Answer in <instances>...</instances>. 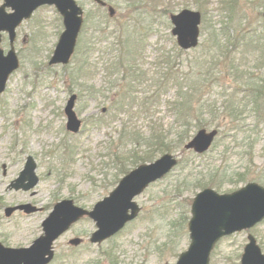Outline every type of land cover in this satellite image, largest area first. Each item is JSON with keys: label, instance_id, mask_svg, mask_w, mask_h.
Masks as SVG:
<instances>
[{"label": "rangeland", "instance_id": "374dc122", "mask_svg": "<svg viewBox=\"0 0 264 264\" xmlns=\"http://www.w3.org/2000/svg\"><path fill=\"white\" fill-rule=\"evenodd\" d=\"M77 1L85 10L84 24L69 64H49L64 30L63 17L53 5L39 7L17 28L15 45L20 66L0 92V242L8 247H30L44 233L42 222L58 202L73 199L91 210L108 196L125 171L142 164L134 163L132 153L151 152L143 144L145 136L151 135V120L163 124L173 146L179 139L183 128L168 108V101L175 98V89L164 94L150 114L139 112L138 103L133 108L125 107L121 113L111 106L118 99V88L110 83L121 75L107 73V61L117 51L110 53L109 41L99 42L100 36L121 32L126 24L149 28L139 66L152 75L158 71L157 59L162 52H177L170 13L183 8L199 9L200 3L204 6L207 30L202 24L200 46L205 44L213 24L218 28L223 18L220 0H106L116 10L113 16L108 9H99L94 0ZM238 6L253 27L260 28L264 0H239ZM167 8L168 14L164 12ZM0 47L5 52L9 50L7 33L3 34ZM194 54V50H189L177 58L175 68L189 73ZM253 64L247 65L251 80L261 76ZM219 66L225 74L203 96L214 104L218 114L198 113L189 127L191 137L199 129L198 120L203 128L218 129L211 148L202 154L192 150L171 152L178 163L135 198L141 207L135 220L113 237L92 243L90 236L97 229L96 223L88 217L80 219L56 240V255L50 264H177L191 243V207L203 190L200 184L204 179L212 176L215 185L221 186L207 187L221 194L231 193L248 182L264 185V97L256 103L242 91L250 81L249 74L245 78L244 73L233 74L231 69ZM72 94L77 95L75 110L83 121L78 133L66 128L65 106ZM125 124L139 129L142 146L119 140ZM28 155L36 160L38 184L30 190L10 189ZM162 155L156 153L154 160ZM28 203L40 210L6 214L7 207ZM249 233L257 237L264 252L263 220L218 241L210 264H241ZM73 237L82 238L84 243L71 246L69 240Z\"/></svg>", "mask_w": 264, "mask_h": 264}, {"label": "water", "instance_id": "95a60500", "mask_svg": "<svg viewBox=\"0 0 264 264\" xmlns=\"http://www.w3.org/2000/svg\"><path fill=\"white\" fill-rule=\"evenodd\" d=\"M97 1L105 4L103 0ZM42 5H54L63 16L64 23V31L49 64H68L75 52L84 21L83 8L76 0H4L0 6V44L3 32H7L10 49L5 53L0 47V92L5 90L8 77L20 65L15 48L17 27ZM8 8L12 11L8 12ZM114 12V8L110 7V14L113 15ZM170 18L173 23L172 33L177 37L179 46L183 49L197 47L201 36V11L185 8L172 13ZM76 98L77 95L73 94L65 108L67 128L73 132H79L82 125V120L75 111ZM217 134V129H200L186 143L185 148L203 153L211 147ZM176 164L174 155L166 153L152 163L139 165L125 175L110 195L97 202L91 211L76 205L73 199L58 202L43 222L44 234L30 247L13 248L0 242V264H48L54 257V241L84 215L95 220L98 227L91 236L92 242H102L113 236L139 214L141 208L134 198L152 182L165 176ZM36 167L34 157L28 156L24 169L11 182L10 188H34L39 181ZM18 209L27 213L37 210L36 206L28 203L7 207L6 214L10 216ZM191 213V244L181 253L177 264H209L211 251L221 237L251 228L264 219V186L250 182L237 191L225 194L213 188H205L195 196ZM248 238L242 264H264V253L255 236L249 234ZM70 242L77 245L81 239L73 238Z\"/></svg>", "mask_w": 264, "mask_h": 264}, {"label": "trees", "instance_id": "16d2710c", "mask_svg": "<svg viewBox=\"0 0 264 264\" xmlns=\"http://www.w3.org/2000/svg\"><path fill=\"white\" fill-rule=\"evenodd\" d=\"M203 2L210 3V0H203ZM220 2L222 4L220 11L223 14L220 26L216 28L213 24L205 44L194 49L195 54L190 60L191 70L189 73H180L174 66L177 58L189 52L177 46L176 53L167 51L160 54L157 59L159 68L156 73L153 72L150 75V71H145L139 66L143 56L141 49L149 38V28L142 27L140 29L138 24H133L136 27L126 24L121 32L119 30L115 31L116 34L111 32L105 37L100 36L99 42L109 41L110 53L114 54L117 51L110 60L108 59L109 62L107 61L105 68L109 75H121L110 83L113 87L118 88V99L111 102V106L115 110L121 113L125 111V107L133 108L138 103L139 112L150 114L152 109L161 103L162 96L170 89H175V98L168 101V108L176 116L177 123L183 128L179 133V139L173 146L163 124L151 120L149 122L152 123L151 135L145 136L143 139V144L147 145L151 152L142 155L138 151L132 153L131 158L135 156L136 160L134 163L151 162L156 153L185 151L184 144L191 137L189 127L192 125V118L198 113L209 112L211 114L215 111L216 115L218 114L214 104L207 102L203 96L225 74L223 69L219 70V65L231 69L233 74L244 73L245 78H249L246 76L248 74L250 76L247 65L254 62L253 67L261 71V76L259 75L253 80L250 76V81L245 83L242 91L247 92L256 103L259 101V97H264V19L259 22L260 28L258 25L253 27L252 22L248 21L244 13L239 10V0H220ZM203 7L201 3L198 4L199 9L203 10ZM203 11L206 22L207 12ZM164 12L168 14L169 8ZM205 22L204 30H207ZM80 47L82 49L83 45L80 44ZM229 74L232 73L229 72ZM122 83L124 84L123 88ZM95 91L97 95L98 90ZM135 113L134 111L131 115ZM197 125L199 128L204 126L199 120ZM142 138V133L133 126L125 124L120 129L119 140H128L131 141L130 143L134 142V145L142 146L140 143ZM129 171H125L124 174ZM211 177L209 180L204 179L200 187L214 186L215 181L210 179ZM215 186L219 188L221 184Z\"/></svg>", "mask_w": 264, "mask_h": 264}, {"label": "flooded vegetation", "instance_id": "af4514ba", "mask_svg": "<svg viewBox=\"0 0 264 264\" xmlns=\"http://www.w3.org/2000/svg\"><path fill=\"white\" fill-rule=\"evenodd\" d=\"M95 1V0H94ZM96 3V2H95ZM97 5H99L100 7H99V9L100 8H102V9H108V7L110 6V4L106 1V4H105V6H103V5H100V4H98V3H96ZM84 242L82 241L79 245H81V244H83Z\"/></svg>", "mask_w": 264, "mask_h": 264}]
</instances>
